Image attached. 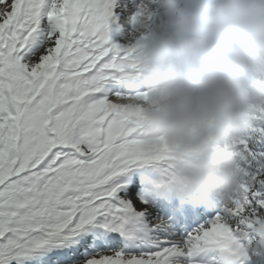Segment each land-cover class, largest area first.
Listing matches in <instances>:
<instances>
[{"label": "snow or ice", "instance_id": "obj_1", "mask_svg": "<svg viewBox=\"0 0 264 264\" xmlns=\"http://www.w3.org/2000/svg\"><path fill=\"white\" fill-rule=\"evenodd\" d=\"M154 5L0 0V264H264V105L223 197L178 201L169 145L144 147L120 82Z\"/></svg>", "mask_w": 264, "mask_h": 264}, {"label": "clouds", "instance_id": "obj_2", "mask_svg": "<svg viewBox=\"0 0 264 264\" xmlns=\"http://www.w3.org/2000/svg\"><path fill=\"white\" fill-rule=\"evenodd\" d=\"M128 39L144 147L171 149L166 190L193 204L232 192V148L264 105V0H155Z\"/></svg>", "mask_w": 264, "mask_h": 264}, {"label": "bare ground", "instance_id": "obj_3", "mask_svg": "<svg viewBox=\"0 0 264 264\" xmlns=\"http://www.w3.org/2000/svg\"><path fill=\"white\" fill-rule=\"evenodd\" d=\"M117 37H118V38H115V39H118V40H119L120 36L118 35Z\"/></svg>", "mask_w": 264, "mask_h": 264}]
</instances>
